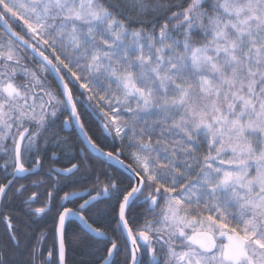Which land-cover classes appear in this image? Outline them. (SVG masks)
Wrapping results in <instances>:
<instances>
[{
  "label": "snow or ice",
  "instance_id": "snow-or-ice-1",
  "mask_svg": "<svg viewBox=\"0 0 264 264\" xmlns=\"http://www.w3.org/2000/svg\"><path fill=\"white\" fill-rule=\"evenodd\" d=\"M73 220L96 264H264V0H0V264Z\"/></svg>",
  "mask_w": 264,
  "mask_h": 264
},
{
  "label": "trees",
  "instance_id": "trees-1",
  "mask_svg": "<svg viewBox=\"0 0 264 264\" xmlns=\"http://www.w3.org/2000/svg\"><path fill=\"white\" fill-rule=\"evenodd\" d=\"M112 144V141H109ZM106 144V143H105ZM109 144V145H111ZM109 145H104L106 149H110ZM127 155V154H126ZM95 224L110 229L114 227L112 219L108 216L96 217L93 213L88 214ZM147 215L145 208L136 206L130 213V219H134L137 226L144 223L145 216ZM150 218V217H149ZM4 234L3 226H0V237ZM67 241V264H96L97 257L100 255L93 246V241L90 235L87 234L79 225L75 223H69L66 233ZM52 246L51 237L43 244L45 249V255L47 249ZM118 262L122 260V257L117 258Z\"/></svg>",
  "mask_w": 264,
  "mask_h": 264
},
{
  "label": "flooded vegetation",
  "instance_id": "flooded-vegetation-1",
  "mask_svg": "<svg viewBox=\"0 0 264 264\" xmlns=\"http://www.w3.org/2000/svg\"><path fill=\"white\" fill-rule=\"evenodd\" d=\"M64 119V117H61V121ZM84 119L87 121V127L90 131V134L94 137L97 138V140L100 142V144H102L103 146L104 145H109L111 143H109V141H112L110 137H107L104 135L103 133V130L102 128L100 127L98 121L92 117V116H89V115H85L84 116ZM57 132L58 134L61 136V137H64V138H67V140L69 141L70 144H73L76 146V148H79V143H78V130L73 128V127H69V128H64L62 127L59 122H58V127H57ZM106 143V144H105ZM110 146V149L109 150H112L113 149V143ZM115 147H119V145H115ZM49 155L51 154V150H49ZM125 159L127 158V155L125 154ZM67 161L64 159V155L63 153H60V158L59 160L57 161V166L61 165V164H66ZM92 165H93V168L94 170H100V171H103L104 170V167H105V164L104 163H101L100 161L98 160H92ZM48 165H47V162L45 164V171L47 169ZM110 171L113 172L114 175L118 176L119 178L123 179V177H120V174L118 171H115V170H112L110 169ZM79 175L81 176H84V175H87L85 169H81V172L79 173ZM24 183H27L29 185H31V179L27 180V181H22ZM124 183L126 184L127 183V180L125 179L124 180ZM90 185L88 184L87 181L85 182H82L79 186H78V189L81 194L83 195V189L84 188H87L89 187ZM36 191L38 192H43L44 189L43 188H39V189H35ZM70 207H72L73 205H69ZM71 223H75L77 224V222L75 220L71 221ZM78 225V224H77ZM41 227H47V228H50L51 227V220L49 218V220L45 223H42L41 224Z\"/></svg>",
  "mask_w": 264,
  "mask_h": 264
},
{
  "label": "water",
  "instance_id": "water-1",
  "mask_svg": "<svg viewBox=\"0 0 264 264\" xmlns=\"http://www.w3.org/2000/svg\"><path fill=\"white\" fill-rule=\"evenodd\" d=\"M78 130V129H77ZM82 228L83 226L80 224V222L78 220H75ZM85 230V229H84ZM86 231V230H85Z\"/></svg>",
  "mask_w": 264,
  "mask_h": 264
}]
</instances>
